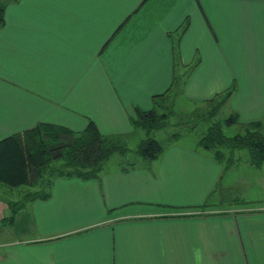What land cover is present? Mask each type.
I'll list each match as a JSON object with an SVG mask.
<instances>
[{
    "label": "crops",
    "instance_id": "1",
    "mask_svg": "<svg viewBox=\"0 0 264 264\" xmlns=\"http://www.w3.org/2000/svg\"><path fill=\"white\" fill-rule=\"evenodd\" d=\"M2 2L0 140L41 122L134 126L171 86L175 57L187 67L195 54L225 67L205 93L233 87L240 123H264V0ZM150 65L166 78L155 91ZM224 153L174 146L143 169L57 175L47 197L0 198V264H264V162Z\"/></svg>",
    "mask_w": 264,
    "mask_h": 264
},
{
    "label": "trees",
    "instance_id": "2",
    "mask_svg": "<svg viewBox=\"0 0 264 264\" xmlns=\"http://www.w3.org/2000/svg\"><path fill=\"white\" fill-rule=\"evenodd\" d=\"M0 0V25L3 24L5 4ZM233 93L227 89L208 101L206 118L212 119ZM163 96V95H159ZM156 102V100H155ZM168 113H159L156 108L140 111L133 124L141 126L147 132L163 129L167 126ZM240 123L233 112L223 121L211 122L198 144L204 149L212 150L217 160L225 158V150L247 149L251 162L260 165L264 162V123L252 121L240 123L243 132L228 136L223 125ZM164 146L155 138L148 137L138 145L137 152L145 160H152L160 154ZM120 135H105L96 123L89 121L81 131H74L65 126L41 122L35 127L7 136L0 140V184L15 187L32 185L37 174L47 169L56 171L58 176H76L84 179L98 175L104 162L116 151L123 152ZM53 160H61L55 167L48 165ZM41 193V197L48 194ZM32 194V196H34ZM16 203L10 204L12 214L20 208Z\"/></svg>",
    "mask_w": 264,
    "mask_h": 264
},
{
    "label": "rangeland",
    "instance_id": "3",
    "mask_svg": "<svg viewBox=\"0 0 264 264\" xmlns=\"http://www.w3.org/2000/svg\"><path fill=\"white\" fill-rule=\"evenodd\" d=\"M177 32H173V41L176 38ZM152 56L158 57L162 59L164 55L163 47H152ZM162 50V51H161ZM207 52L208 49L202 48ZM200 51V53H201ZM222 54V53H220ZM194 59L189 66H182L178 61L177 57H175V69L172 71V80L171 86L168 87L167 92L162 97L153 98L151 99V104L149 105L150 108H156L157 112L159 113H168L167 116V126L163 129L153 130L147 132L141 126L132 124L128 126H123L120 124V127L115 126L114 124H105L101 125V132L105 135L114 136L120 135L122 140V145L125 147L123 152L116 151L114 152L107 161L104 162L103 166L107 167L105 171H115V170H122V169H134L133 167H143L140 164L144 161L139 153L137 152L138 145L141 141L145 140L148 137L155 138L158 140L163 146L164 149L172 148L174 146H179L182 148L187 149H204L198 144L199 139L204 134L206 128L208 127L209 123L223 121L227 117H229L232 113L231 107V100L227 101L218 113L212 117V119H207L205 113L209 108L208 101L212 100L215 97L207 95L206 89L209 83H214L218 80L220 74L225 70L223 62L216 60L207 59L204 62L197 63L200 61V56L195 54ZM209 56V53H208ZM218 57V56H216ZM105 62L109 58L106 54L103 56ZM115 63H120L122 60H113ZM154 64V63H152ZM151 64V65H152ZM197 64V65H196ZM121 66L124 63L120 64ZM150 65V66H151ZM196 65V66H195ZM149 66V67H150ZM193 66H195L194 74H193ZM120 68V66H115L114 69ZM127 68H130L127 66ZM222 70V71H221ZM146 71H150L152 73V82H158L159 85H153V91L158 89L166 82L165 75L160 74L158 71H162V67L157 66L153 68L151 66L149 69L146 68ZM193 75V76H192ZM223 78H220V82H222ZM225 81V80H224ZM223 81V83H224ZM226 85L229 82L225 83ZM233 86V85H231ZM233 89V87H231ZM165 89H162L164 91ZM222 92V91H221ZM219 92V93H221ZM234 92V91H233ZM210 97V98H209ZM156 100V102L154 101ZM142 104L145 105V100L142 99ZM148 107V108H149ZM101 121H112L109 119H105ZM223 131L226 135L232 136L236 133L243 132V126L240 123L232 124L229 126L223 125ZM163 149V150H164ZM226 150V149H224ZM244 153H248L247 149H241ZM249 158V156H248ZM61 160H53L50 165L51 167H55L57 165H61ZM146 162L142 163L141 165H145ZM55 165V166H54ZM56 171L52 172L47 169L42 174H37L36 177L33 179L32 185H20L15 187H9L3 184H0V198L4 199H11V200H21L25 194L32 191L31 193L34 194L36 192H46L48 190L47 186H44V182L51 181L54 179L57 180L58 177ZM258 194L264 195V189L255 188ZM86 196L92 197L94 196V191H83ZM249 193H254L252 189H249ZM19 193V194H18ZM81 193V192H80ZM82 195H84L82 193ZM83 198V197H82ZM218 200V199H216ZM13 204V203H12ZM219 206L227 207V206H235L232 203H223ZM224 258V261H220V259ZM227 260V261H226ZM216 262L221 263H228L231 262L232 264L238 263L235 259L230 260V255H218V259Z\"/></svg>",
    "mask_w": 264,
    "mask_h": 264
}]
</instances>
